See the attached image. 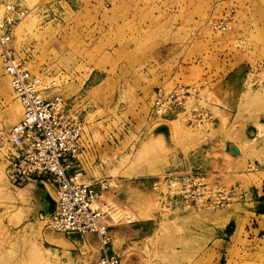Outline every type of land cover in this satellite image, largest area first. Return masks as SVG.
<instances>
[{
	"label": "rangeland",
	"instance_id": "1",
	"mask_svg": "<svg viewBox=\"0 0 264 264\" xmlns=\"http://www.w3.org/2000/svg\"><path fill=\"white\" fill-rule=\"evenodd\" d=\"M91 1L94 6L83 12L77 4H69L67 33L53 28L49 35L36 38V57L23 50L22 39L14 43L12 38L11 47L31 73L57 82L53 92L64 99L67 114L82 122L85 131L88 125L100 127V135L114 150L110 159L114 163L107 176L98 179L119 181L115 195L125 182L132 187L140 184L127 194L130 197L118 195L121 200L129 198L123 202L125 208L117 210L118 235L112 232V220L107 219L111 243L121 261L138 264L145 258L146 264H264V239L239 240L230 247L232 223L216 247L222 226L193 224L192 213L172 215L160 210L155 204L158 196L151 189L153 179L165 169L189 166L188 162L168 159L171 150L166 141L170 136L190 139L194 147L205 142L215 122L207 109L204 88L220 76L232 74L239 63L244 67L243 104L259 110L264 123V6L256 0H233L228 8L212 9L208 1L214 0H193V10L201 14L196 19L202 21L195 26L196 35L191 36V31L183 29L191 24L176 20L183 13L178 3L186 0ZM29 13L26 11L25 18ZM225 17L226 30L213 31L211 24ZM1 80L7 82L9 90L0 94V121L12 126L21 119L22 111L0 64ZM174 84L198 88L186 110L204 114L201 124L188 122L182 112L152 119V90ZM83 96L87 105L77 110L75 99ZM228 120V116L219 118L224 126ZM161 126L167 128V134L157 132ZM2 159L5 162L4 150H0V264H94L96 247L84 254L56 243L58 238L77 235L58 234L49 228L47 215L35 209L39 207L38 190L28 193L23 187L10 186ZM104 201L108 204L105 196ZM196 211L213 216L224 212Z\"/></svg>",
	"mask_w": 264,
	"mask_h": 264
},
{
	"label": "built area",
	"instance_id": "2",
	"mask_svg": "<svg viewBox=\"0 0 264 264\" xmlns=\"http://www.w3.org/2000/svg\"><path fill=\"white\" fill-rule=\"evenodd\" d=\"M26 15L18 3L0 5V64L22 111L12 126L0 121V150L5 151L8 179L19 188L30 181L50 183L55 209L47 216L49 228L63 235H94L99 243L94 264H122L120 256L109 251L111 208L104 201V193L114 192L118 183L111 178L90 179L76 164L83 123L67 114L64 99L53 92L57 82L31 73L11 47L13 29ZM227 26L226 17L211 24L215 32ZM198 93L191 85L156 87L150 94L152 119L182 112L188 122L201 124L204 114L186 110ZM151 189L160 202L206 212L222 211L236 197L233 190L210 184L200 169L190 166L165 169L152 181Z\"/></svg>",
	"mask_w": 264,
	"mask_h": 264
},
{
	"label": "crops",
	"instance_id": "3",
	"mask_svg": "<svg viewBox=\"0 0 264 264\" xmlns=\"http://www.w3.org/2000/svg\"><path fill=\"white\" fill-rule=\"evenodd\" d=\"M13 1L30 12L28 17L15 28L13 42L16 43L19 39H22V48L24 51L27 50L29 52L31 58L36 57L39 53V44L35 40L36 38L49 35L47 32H50L53 28H58L61 33L62 31L67 33L69 4H77L78 8H81L78 11L81 12L89 9L90 6H94L91 0ZM186 1L188 2L178 3L183 13L179 14L176 20L181 19L190 23L191 25L183 29L191 31L188 34L195 36L198 31L195 26L202 21L201 18L196 19V16L200 15L201 17V14H196L194 11L195 1ZM217 1L219 2V0H214V3ZM252 1L250 0V2ZM256 1L259 2L258 4L264 6V0ZM9 2H12V0H0V5ZM208 3V7L212 9L218 7L228 8L233 5V0L220 1L216 5H213L214 3H211V1H208ZM258 14L260 13L258 12ZM255 15L253 19L256 18ZM41 25H43V29ZM243 73V63H239L237 69L232 74L220 76L214 82L205 86L204 99L208 103L207 109L209 115L214 119L215 127L202 145L194 147L192 140L187 139L181 141L178 138L174 139L172 136L166 141L168 148L171 150V156L168 159L172 163H176L177 160H182L188 162L191 168L200 169L210 181L222 185L228 191L233 190L236 195L234 201L222 210L224 212L216 216H213L214 214L207 215L201 211L189 209L182 205L163 203L159 201L158 197L155 201L156 206L160 210L165 212L169 211L172 215L174 213H192L193 215H190V219L193 220V224L204 223L208 226H222L220 228L221 238L215 241L216 247L221 245L220 241H223L222 237L227 236L224 234V230L228 229L232 223L234 228L228 235L227 242L230 247L239 240L248 242L250 240L257 239L261 241V239H264V202L258 201L264 195V123L262 122L263 119L261 121V113L259 110L245 107L243 104L245 100L243 93ZM8 90L7 82L1 80L0 94H7ZM85 99V96L82 98L78 97V100L76 98L75 106L73 107L77 106V110L84 108V105H87ZM231 111L233 114L230 113ZM226 116L229 117V120L227 125L224 126L219 121V118ZM234 118L235 122L233 120ZM7 124L10 123L7 122ZM99 128L98 125H88L87 130H84L81 140L82 150L76 161V164L90 179L107 176L110 171V165L114 163V161H110L114 155V150L112 151L110 149L108 141L106 140L107 138L104 135H100L101 130ZM233 147H236L238 150L237 155L232 154L231 149ZM3 160L5 179L12 186L8 179L6 160L5 162ZM115 181L119 184V181ZM37 184H42L51 197L52 185L48 182L30 181L23 187V190L30 193L32 190L37 189L40 193L39 195L37 194L39 199L41 190L37 187ZM122 185L124 188L119 190L117 195H115V192H117L118 188L114 192L104 193L105 199L111 208V214L108 220H112L113 225L111 227L113 226L115 228L112 231L114 235H118L121 231V228H116L115 225L118 222L116 218L118 215L117 210L118 208L124 209L123 202L129 200V198L121 200L118 198V195H131V192L135 190V186H140L138 183L132 187L130 182H125ZM118 187H120V184ZM142 202L144 201L142 200ZM257 207L261 209L260 212H257ZM35 209L37 212L41 211L39 207ZM239 232H242L241 236H239ZM55 241L57 244L61 243L64 245V248L67 250L73 248L84 254L92 252V249L96 247L98 250L96 259L99 257V244L94 235H89L86 238L78 236L65 237L63 239L58 238ZM109 247L110 253L117 252L113 247V243ZM240 249L241 252L244 250L242 246ZM124 254L125 252L121 256ZM125 260L122 259V264H127ZM131 261L134 262V259H131ZM146 263L145 258H141L138 262V264Z\"/></svg>",
	"mask_w": 264,
	"mask_h": 264
},
{
	"label": "water",
	"instance_id": "4",
	"mask_svg": "<svg viewBox=\"0 0 264 264\" xmlns=\"http://www.w3.org/2000/svg\"><path fill=\"white\" fill-rule=\"evenodd\" d=\"M157 132L167 134L168 130L166 127L161 126L158 128ZM231 152L233 155L238 154L236 147H233ZM37 187L41 190V195L39 196V207L42 212H44L47 216H50L54 212L55 203L42 184H37Z\"/></svg>",
	"mask_w": 264,
	"mask_h": 264
},
{
	"label": "trees",
	"instance_id": "5",
	"mask_svg": "<svg viewBox=\"0 0 264 264\" xmlns=\"http://www.w3.org/2000/svg\"><path fill=\"white\" fill-rule=\"evenodd\" d=\"M259 202H264V195L258 199ZM261 209L257 207V212H260Z\"/></svg>",
	"mask_w": 264,
	"mask_h": 264
},
{
	"label": "bare ground",
	"instance_id": "6",
	"mask_svg": "<svg viewBox=\"0 0 264 264\" xmlns=\"http://www.w3.org/2000/svg\"><path fill=\"white\" fill-rule=\"evenodd\" d=\"M208 213V212H207Z\"/></svg>",
	"mask_w": 264,
	"mask_h": 264
}]
</instances>
